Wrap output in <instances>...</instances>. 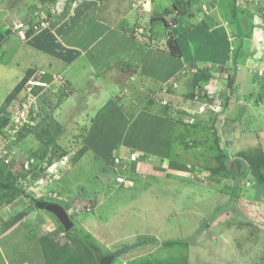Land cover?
<instances>
[{
    "label": "rangeland",
    "instance_id": "374dc122",
    "mask_svg": "<svg viewBox=\"0 0 264 264\" xmlns=\"http://www.w3.org/2000/svg\"><path fill=\"white\" fill-rule=\"evenodd\" d=\"M52 1L5 0V9L10 10L15 20L27 9L30 13L35 10L46 13L55 5ZM94 1L99 7L97 18L104 19L103 24H89L88 20L80 23L70 20L63 24L64 29L75 28V35L73 32L70 36L60 34L53 43L55 54H59L56 58H60L57 67L66 72L55 71L53 61H47L39 69L29 66L28 70H34L31 76L51 82L50 86H36L32 99L24 95L23 89L12 100L17 108L29 110L28 119L17 132L6 129L11 118L0 126V264H44L40 239L45 235L55 245L66 246L82 264H95L94 256L76 239V233L98 245L104 255L115 254L114 264H264V77L248 71L249 65L264 68V17H256L252 33L255 47L244 51L248 52L246 56L242 53L244 39L235 34L237 41L232 56L238 61L242 54L245 68L235 72L230 68L229 72L228 68L221 67V72L215 71L212 79L202 81L214 91L219 90L222 98L226 93L230 95L225 111L214 119L188 125L182 116L183 108L188 101L192 102L195 75L191 70L167 83L144 87L145 90L138 89L136 81L128 82L129 76L137 71L133 67L123 72L112 68L106 74H100L99 70L98 76L93 73L94 67L100 69V66L94 63L95 55L90 60L89 48L108 45L114 39L115 31L103 33L105 26L115 24L128 30L133 18L128 23L125 18L134 9L132 0ZM156 2L159 9L171 4L170 0L148 4L147 10L141 12L145 24L155 17ZM72 4H68L69 11ZM66 5L67 2L64 10L51 20L52 25L65 14ZM134 10V18L140 22L139 10ZM242 12L233 15L232 9L231 22L235 23L238 16L241 28L246 29L241 22ZM5 35L0 40V122L4 115L2 109L12 108L7 105L10 101L7 95L14 86L15 76L31 58L26 53L35 50L16 34L3 45ZM28 38L29 35L22 39ZM124 39L120 40L122 44L126 43ZM196 40L201 43L203 38ZM191 44L184 47L186 52L192 50ZM66 45L79 51H69ZM66 51L75 58L68 67L62 59ZM201 51L200 56L213 55L208 50ZM256 51L259 57L255 56ZM6 60L13 63L9 71L3 68ZM236 60H230V65ZM16 61L18 67L14 64ZM167 63L170 70L173 63ZM118 81L124 85L120 86ZM112 88L115 91L110 94ZM107 98L130 120L147 101L153 103L143 108L145 115L136 124H127L106 109L104 113L110 117L99 121L97 110ZM43 106L48 112L46 116ZM166 112L167 117L175 114L177 124L157 121L155 116ZM215 131L225 146V162L219 156ZM122 140L125 149L119 145ZM113 144L125 150L123 157H118L121 166L117 169L109 166L104 171L107 162L102 161L104 152L100 149ZM134 149L142 156L148 153L143 157L145 162L131 167L132 174L145 175L144 184L137 182L143 187L118 188L108 179L118 171L125 173L123 165H129L126 156ZM54 163L59 170L58 180L47 189H39L43 176L39 166ZM233 164L240 165L238 178L227 170ZM234 186H237L236 195L224 206ZM20 187L35 197L56 198L67 208L74 225L66 229L54 213L29 208L17 189ZM50 192L59 197L48 196ZM218 205L222 207L215 213ZM205 220L209 226L195 239L187 244L170 242L189 237ZM144 240L150 242L140 243Z\"/></svg>",
    "mask_w": 264,
    "mask_h": 264
},
{
    "label": "crops",
    "instance_id": "0c3cea01",
    "mask_svg": "<svg viewBox=\"0 0 264 264\" xmlns=\"http://www.w3.org/2000/svg\"><path fill=\"white\" fill-rule=\"evenodd\" d=\"M156 4L157 2L155 3L153 9L157 11L154 14L155 17L151 18V21H147V24L142 22V20H145L141 19L142 16H140V22L136 21V18H134L136 16V11L134 9H130L127 12L128 17H126L125 19L127 22V20L129 21V18L132 17L133 24H130L129 28L127 27L128 30L118 28L115 24H111V26L109 27L105 26L103 33L105 34L106 31H109V34H111L113 31H115L112 35L114 39L111 40L110 44L108 45L105 44L102 47H96L94 49L89 48V53L91 55L90 60H92L95 55L94 60L96 61L94 63L100 66V69H97L96 67H94L93 69V73H95L96 76L102 73L106 74L112 68L116 70L117 68H119L117 71L123 72L125 71V69L133 67L137 71L135 74L133 73L129 76L131 77V79L128 78V82H131L132 80V83H134V81H136L137 88L145 90L144 87H151L152 85L158 86L163 83H167L172 80L173 77L180 75V73H186L192 68H201L203 66H209L214 71L220 72V67L225 65L228 60L230 61L235 59V57L232 56V52H235V50H233V46H235V42L237 41V39H234L235 34L240 36L241 39H244V44L242 45V53L244 51H252L250 50V48L254 49L255 46L253 44V41L255 40V36L252 35L253 26L255 24L257 16L259 18L264 17V9H261L262 6H264V0H191V6H189L188 13L184 16H180L177 14V24L172 27L174 36H176L177 42L181 49V55H175L165 49V47L162 45H146L147 42L145 43V38H142L141 34H131L130 32L135 31V28H143L147 32L146 34L148 35L152 34L159 38L166 37L167 24L161 19L160 16H162L165 9L170 8L172 5L166 4L160 7L159 9ZM234 6H236V9H234ZM230 8L234 9V15H237L236 12L238 11H243L241 16L243 18L241 22L245 25L246 29L241 28L242 25L238 22V16L235 23L231 22L233 20V17L231 15L232 9ZM10 13V10L5 9V0H0V40L1 37L6 34V38L3 45L10 39L11 35L16 34L19 37L17 30H14L15 23L17 21L25 20L29 16V20H31L36 15L37 11L35 10L33 13H30V10L27 9V11L22 15V17H20L18 14L19 12L16 11L18 16L17 18H15V20L14 15L11 16ZM97 13H99V7L94 0H77L73 2L69 13L65 17H61V19L57 21V24L52 25L53 22L50 24L51 28H42L37 31L31 32L27 40H23L19 37L23 42H28L27 45L34 47L35 50L27 51L26 55L30 54L31 58H29V62H27V65L21 67L19 72H17L13 84L15 85L19 81V79L23 77V75L29 69V66H34L39 69L47 61H53L52 68L55 71L62 70V67H57L60 58H56V56H59V54L58 52H56L57 55L55 54V51L53 49V43L60 34H67L68 36H70V33L73 32V35H75V28L64 29L62 27L63 24H66L70 20L79 23L82 20H88L89 24L93 25L103 24L102 21H104V19L97 18ZM172 13L169 16L166 15L169 20L173 18ZM244 17L248 18L244 19ZM207 20L208 22L206 23L205 21ZM203 21L206 24H204ZM1 24L3 25L2 27ZM198 37L203 38L201 43L197 42L196 38ZM123 38H125L123 41L126 42L125 44H122L120 42V40H123ZM189 43H192V50L186 52L184 47H186V45H189ZM194 43H197L198 47L194 46ZM66 46L69 51L70 49L75 50L77 52L79 51L75 47H68V45ZM138 50H140L141 52H139ZM201 50H208L209 52H212L213 55L200 56V53L203 52ZM69 51H66L62 56L63 61L68 63L67 67L71 65L73 61H75L74 54L70 53ZM257 51V54L255 56L259 57V53ZM244 53V56H246L248 52ZM6 61L7 64L3 68L9 71L13 63L9 62L8 60ZM167 61H172L173 63V66L170 68V70L168 69ZM242 61L244 60L241 54V57L238 58V61L236 60L235 62L237 63V70L245 68L243 67L244 63H242ZM14 64L18 67L19 62L16 61L14 62ZM99 70H101L100 74L99 72H97ZM62 71L66 72L65 69H63ZM236 74L238 75V72H236ZM91 83L89 85H91ZM117 84H119L120 86L124 85V83H120L119 81L117 82ZM114 89L115 88L110 89V94L112 91H115ZM118 89L119 88H117V90ZM107 99L108 100L104 103V105L100 106V108H98L97 110V114H99V121L105 118L108 119L110 117V115L107 116V114L104 113V110L106 109L108 111H111L112 116H116L120 119H123L127 124H136V121L140 120V118L146 112V110L143 108L149 107L150 103H153L152 100L147 101L145 107L139 109L138 112H136L133 116V120H130L127 116H125L124 113L119 110V107L116 105L115 102L111 101L109 98ZM188 105H191V102L188 101V104L186 106ZM165 114H158L155 116V118L157 119V121L166 120L168 124L169 122H171V124H177L178 118H175V114H172L170 117H167V112ZM99 121L94 126L98 125ZM88 141L89 140H87V142ZM190 144H192V142ZM119 145L120 147H123V149L126 148L123 140L119 143ZM120 147H118L117 144H113L110 147H105L103 150L100 149L101 152H104V155H101L102 161H104L105 163L107 162L105 166H103L104 171L109 166L115 169L117 158L120 156L123 157V152L125 151ZM140 150H142L141 147ZM135 151L138 154L140 152H138L137 150ZM147 154L144 152V156H146ZM154 155L157 157L156 153ZM144 156L139 154L138 160L132 163L128 161V156H126V162L129 164L130 167H132L134 163L136 164L140 161L145 162L143 158ZM128 173H131L132 175V184L119 185L116 187L123 189L142 188L143 185H137V182H143L144 184L145 175L139 177L137 176V174H132V168L131 171ZM136 173H138L139 175L141 174V172Z\"/></svg>",
    "mask_w": 264,
    "mask_h": 264
},
{
    "label": "built area",
    "instance_id": "2783aa9c",
    "mask_svg": "<svg viewBox=\"0 0 264 264\" xmlns=\"http://www.w3.org/2000/svg\"><path fill=\"white\" fill-rule=\"evenodd\" d=\"M67 0H57L49 9V11L45 12H37L36 15L31 19V21L24 22V21H18L14 25V29L17 30V33L19 36L23 39L26 38L29 31H37L39 29H42L44 27H48L49 24H51V20L59 13H61L64 10V5L66 4ZM152 1H160V0H132V7L139 10V15L143 13L144 10H147V5L150 4ZM171 5H173L174 0H170ZM142 12V13H141ZM178 11L177 9L173 10V18L169 20V24L173 27L177 24L176 17H177ZM143 15V14H142ZM140 28H135L136 32H143V30H139ZM231 61H228L225 65V68L229 69L235 67V64L230 65ZM224 69V68H223ZM222 69V70H223ZM198 71V68H192L191 73H195ZM248 71L250 73H253L258 76L264 77V68L262 67H255L253 65L248 66ZM221 72V71H220ZM51 82H48L46 80H42L40 78H36L35 76H31L24 86V95L32 99L34 97L33 90L36 88V86H42L43 88H48L50 86ZM193 98L192 102L193 104L188 105L187 107L183 108L184 114L182 116V120L188 124L192 125L193 123L199 121L203 117L207 119L209 116H215L220 115L222 111H225V106L223 104V98L221 97L220 91H214L213 88H211L208 83L201 82L198 84L193 91ZM26 93V94H25ZM18 104V103H17ZM16 104L12 103V108H9L10 112V125H6V129L10 133L17 132L20 127L24 124V121L28 119L29 116V110L26 109H20L15 106ZM139 158V154L136 151H132L129 153L128 161L130 163L137 161ZM8 162L9 159H6ZM26 168H30L29 163H26ZM120 158H117V163L115 166V169L117 167L120 168ZM125 173L117 172L116 175H112L110 177V182L115 185H131L132 184V176L128 174V172L131 171V167L129 165H123V168ZM39 171L43 174L41 179L39 180L38 187L47 189L48 186L52 185L54 182H56L59 178V170L57 168V164H51L49 166L42 164L39 166ZM53 193L50 192L48 196L50 197H59L56 193L54 196H52Z\"/></svg>",
    "mask_w": 264,
    "mask_h": 264
},
{
    "label": "trees",
    "instance_id": "16d2710c",
    "mask_svg": "<svg viewBox=\"0 0 264 264\" xmlns=\"http://www.w3.org/2000/svg\"><path fill=\"white\" fill-rule=\"evenodd\" d=\"M72 1L73 0H68L66 6H68V4L69 5L72 4ZM52 3H55V0H54V2L52 1ZM190 3H191V0H174L173 5L170 8L165 9V11L163 12L162 16H160L161 19L163 21H165V23L167 24V35H166V37L159 38V37H157L155 35H152V34L148 35V34H146L147 33L146 31L138 33V34H141V36L143 38H145V41L147 43H150V44H154L155 43L157 45H162V46L165 47V49H167L171 53H173L175 55H181V49H180L179 44L177 42L176 36H174V32L172 30V26L168 23L169 22V18L166 17V15L169 16L173 12L174 9H177L178 15L184 16V15H186L188 13L189 6H191ZM69 7L70 6L65 8V11H64L65 14L63 16H61V17H65L68 14ZM234 9H233V11H234ZM61 17L58 20H60ZM240 31H241V29H240ZM31 32H33V31H29L28 35H30ZM166 43H167V46H166ZM235 60H236V58H235ZM223 68H225V67H223ZM233 69L235 71L237 69V67L235 66V67H233ZM33 72H34V70H31V69L27 70V72L23 75V77L13 86L12 90L7 95V98L10 100L7 105H11L13 103L12 100L15 97H18L19 94L23 91L25 83L27 82V80L29 79V77L31 76V74ZM213 74H214V70L213 69L211 70V68H207V67L198 68V71L193 74V75H195V79L193 81V89L191 91L192 92L191 93L192 94L191 95L192 98L194 97L193 96V93H194L193 91H194L195 86L200 84L202 81H208V80L212 79L214 77ZM229 84H230V86L232 85V81L231 80L229 81ZM229 96L230 95L228 93H226L223 96V104H224V106H226V104H228L227 101H228V97ZM191 104H193V103H191ZM42 109H43V112L45 111L44 113H45V116H46V113H48V112H46V110L44 109V106L42 107ZM2 110H3L4 115L1 118V122H0L1 125L0 126L4 125L6 122H8L10 120L9 108L8 109L6 108V111H5V109H2ZM7 110H8V112H7ZM217 116H218V114L215 115V116H209L208 118H210V119L213 118L214 119ZM205 120H206L205 118L204 119L202 118V119H200L197 122H204ZM2 121H4V122L2 123ZM197 122H195V123H197ZM195 123H193V124H195ZM214 140H215L216 144H218L219 153H220L219 156L221 158V161L225 162L226 159H227L226 158L225 146L220 143L219 137H218V133L216 131H215V135H214ZM227 170L232 173L234 178H238L240 176V174H241V169H240V165L239 164H233L231 167L227 168ZM6 187L15 188L13 185H6ZM17 189L20 191L21 195H23L26 198V200L28 202V206L32 210L33 209L46 210V205L48 203H50V202H58L56 198H47V197H43V196L35 197L31 193L30 194L27 193L25 191V189L22 188V187L17 188ZM236 192H237V186H234L233 189H232L231 197L229 198V200L226 203H224V206H227L228 204H230V202L232 201L233 197L236 195ZM221 207L222 206H219V205L216 206L215 213H217V210H219ZM208 226H209V223H208L207 220H205L201 224L199 229L196 230L195 232H193V234H191L189 237H187L185 239L178 240V241H170V242L171 243L175 242V243L187 244L189 241L195 239L199 234H201ZM75 237L80 243L83 244V246L86 248V251L91 253L94 256L95 264H100L99 263L100 257L104 256L101 248L98 245H96L95 243L89 241L88 239H86L85 237H83V236H81V235H79L77 233L75 234ZM147 242H150V241L149 240L148 241L144 240V241H141L140 243H147ZM40 248H41V250L43 252V256H44V264H82L80 259L77 256L73 255L72 252L67 250L66 246H57V245H55L53 240H52V238L50 236H48V235H45V236L41 237V239H40ZM115 260H116V256H115L112 264L115 263Z\"/></svg>",
    "mask_w": 264,
    "mask_h": 264
},
{
    "label": "water",
    "instance_id": "95a60500",
    "mask_svg": "<svg viewBox=\"0 0 264 264\" xmlns=\"http://www.w3.org/2000/svg\"><path fill=\"white\" fill-rule=\"evenodd\" d=\"M46 210L54 213L62 222L66 229H70L74 225L69 213L65 207L58 202H50L46 205ZM115 258L114 254L104 255L100 260V264H112Z\"/></svg>",
    "mask_w": 264,
    "mask_h": 264
},
{
    "label": "clouds",
    "instance_id": "9594fccd",
    "mask_svg": "<svg viewBox=\"0 0 264 264\" xmlns=\"http://www.w3.org/2000/svg\"><path fill=\"white\" fill-rule=\"evenodd\" d=\"M74 2V1H73ZM38 12V11H37ZM21 21H24V22H28V21H25V20H21ZM29 21H31V20H29ZM18 22V21H17ZM15 30V29H14ZM34 32V31H33ZM227 64V63H226ZM235 66L237 67V63H235ZM239 66V65H238ZM223 67H225V65H223L222 66V68ZM221 68V67H220ZM191 70V69H190ZM221 71V70H220ZM233 71H234V69H233ZM235 72V71H234ZM216 72L214 71V74H215Z\"/></svg>",
    "mask_w": 264,
    "mask_h": 264
}]
</instances>
